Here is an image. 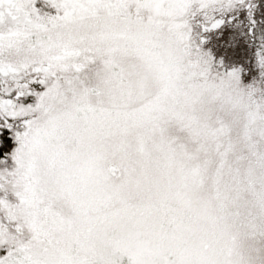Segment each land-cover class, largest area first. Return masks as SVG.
I'll return each instance as SVG.
<instances>
[{
	"label": "snow or ice",
	"instance_id": "1",
	"mask_svg": "<svg viewBox=\"0 0 264 264\" xmlns=\"http://www.w3.org/2000/svg\"><path fill=\"white\" fill-rule=\"evenodd\" d=\"M0 264H264V0H0Z\"/></svg>",
	"mask_w": 264,
	"mask_h": 264
}]
</instances>
